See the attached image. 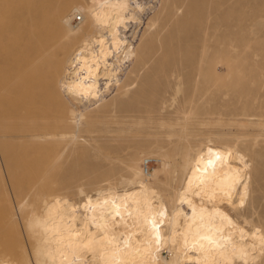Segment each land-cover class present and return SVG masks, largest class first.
<instances>
[{"label": "bare ground", "instance_id": "bare-ground-1", "mask_svg": "<svg viewBox=\"0 0 264 264\" xmlns=\"http://www.w3.org/2000/svg\"><path fill=\"white\" fill-rule=\"evenodd\" d=\"M6 1L0 0L2 64L9 58L6 38L10 30L2 25ZM171 1L75 0L78 6L70 8L72 2L66 3V7L61 3L58 5L59 1L56 5L55 0H37L32 5L23 36L13 44L17 56L12 54L11 48L10 52L18 65L19 55L23 54L22 66L28 72L26 81L31 90L41 87L44 91L42 87L53 86L48 95L63 104L68 117L37 121L28 112L26 116L17 115L19 107L15 105L13 115L16 114L17 118L0 119V147L4 146L5 168L12 182L10 189L20 199L14 205L16 211L13 209L6 218L0 219V264H18L3 252L21 255L5 241V228L13 222L29 229L30 232L25 234L28 244L38 243L30 254L42 257L44 264H167L160 255L165 248L170 255L168 264H264V237L258 229L245 228L252 223L248 220L252 212L244 209L249 188L248 162L234 144L215 146L207 143L190 157L191 141L183 139L185 147H182L181 158L189 163L181 174V188L175 190L168 200L169 209L156 196L147 179L137 178L135 189L118 192L115 187H107L105 191H98L94 196L86 195L76 203L60 198L54 190L50 191L47 185L53 179L52 173L42 184H39L38 175H31L32 169L41 171L45 166L47 169L41 174H48L62 157V153L57 152L60 149L55 151L54 146L65 133L56 132L53 123L61 121L63 127L75 130L76 122L72 121L81 115L112 112L118 104L126 103L128 95L134 94L131 88L142 80L143 69L139 63L142 50L155 42L154 39L164 50L171 46L168 35H163L161 43V39L158 40L164 27L159 25L156 12L159 6H166ZM153 2L155 5H151ZM76 12L82 16L80 22L75 20ZM188 14L189 11L181 16L173 13L176 19L169 32L183 38L189 30L185 19ZM140 26L144 33L140 37L142 43L137 38L134 40L137 32L142 31L137 30ZM197 61L201 66L208 64L204 47ZM168 76L172 79L174 74L170 72ZM22 82L16 86L18 91ZM5 90H0V98L5 97L2 94ZM186 107L190 105L180 103L173 114L182 115L187 111ZM172 121L164 123L166 128L184 127V124ZM172 158L171 174L176 173L179 164L176 153ZM145 161L158 164L155 157H144L140 163L144 175L149 173ZM162 165L166 166L164 162ZM132 177L137 176L133 173ZM161 187L166 192L168 182ZM27 197H31L29 202L21 207ZM16 212L20 215L17 216Z\"/></svg>", "mask_w": 264, "mask_h": 264}, {"label": "rangeland", "instance_id": "rangeland-1", "mask_svg": "<svg viewBox=\"0 0 264 264\" xmlns=\"http://www.w3.org/2000/svg\"><path fill=\"white\" fill-rule=\"evenodd\" d=\"M36 1L7 0L4 5L3 10L6 12H2V25L10 30L11 36L6 38L7 51L9 50L7 57L10 59L0 63V90H5L8 84L12 86L8 85L2 93L5 97L0 98V114L4 115L2 118L0 115L2 120L16 117V114L13 115L16 111L17 115L30 113L37 121L48 117L50 120L68 117V110L63 104L56 97L48 95L53 91V86L42 87L44 91H41V87L31 90L30 83L26 81L28 72L22 66L23 54L19 55V65L16 58H12L17 56L13 44L19 36H23L25 20ZM74 1L65 0L68 5L72 2L70 8L78 6ZM55 2L56 5L61 3L66 6L63 0ZM44 4L48 2L44 1ZM187 11L189 14L185 19L189 30L185 36L182 38L177 33H170L176 16ZM156 12L159 25L163 24L164 27L160 31L162 37H158V40L161 39V43L163 35H168L171 44L169 49H162L157 39H154L155 42L142 50L139 61L143 69L142 80L131 88L134 94L127 96L125 104H118L112 112L98 113L97 116L81 115L78 120L72 121L76 122L77 127L72 131L63 127L61 121L53 123L56 132L65 133V139H61L60 144L57 142L54 146L55 151L60 149L57 152L62 153V157L46 176L42 174L47 166L41 168L42 172L40 169H32L31 175H38L36 177L41 179L39 184H42L52 173L53 179L47 185L50 191L54 190L60 198L76 203L86 195L94 196L98 191H105L107 187H115L118 192L135 189L137 178L147 179L152 183L156 196L169 209L168 200L172 198L175 190L181 188V176L186 171L184 167L188 168L189 161L185 163L181 158L182 147H185L184 140L191 141L190 150L195 147L192 151L189 150L190 157L207 143L215 146L234 144L244 156L245 162H248L246 172L249 188L244 209L250 214L252 212L253 219H248L250 223L252 220L251 228L248 225L245 228L258 229L264 237V0H173L166 6H159ZM76 15L79 16V21L82 16L78 12ZM137 30L142 31L141 34L137 32L140 35L138 37L136 34L134 40L139 39L142 43V26ZM132 31L133 28L131 33ZM203 47L206 49L208 64L201 66L197 60ZM170 72L174 74L172 79L168 76ZM20 81L23 82L18 91L16 86ZM23 99L25 102H22ZM179 102L185 103V106L190 105L186 107L188 113L186 111L182 115L173 114ZM15 105L21 108L19 113L18 108L14 110ZM62 112L65 113L62 115ZM167 121L184 124V127L175 125L171 129L166 128L164 123ZM219 136L221 137L218 138ZM193 140H196L195 144ZM1 147L0 219H3L13 209L16 211L14 205L20 199L10 189L12 182L5 168L4 146L2 150ZM175 153L178 155L179 164L176 173L171 174L172 155ZM144 157H155L158 161L157 165L155 162L148 164L149 173L146 175L142 173L140 165ZM163 162L167 167H163ZM181 169L183 172L180 173ZM133 173L136 178L132 177ZM165 182L169 185L166 192L163 185L161 187ZM30 198L27 197L21 207ZM16 213L17 216L20 215V212ZM5 231L6 243L13 245L21 255H8L5 252L3 255H7L12 261L16 260L18 264H44L42 257L30 254L38 243L28 244V236L25 234L30 232L29 229L13 222ZM166 249L168 248L163 249L160 255L168 264L170 255ZM1 253L2 249L0 256Z\"/></svg>", "mask_w": 264, "mask_h": 264}, {"label": "built area", "instance_id": "built-area-1", "mask_svg": "<svg viewBox=\"0 0 264 264\" xmlns=\"http://www.w3.org/2000/svg\"><path fill=\"white\" fill-rule=\"evenodd\" d=\"M78 19H79V16L76 15L75 16V20L78 21ZM148 164H149V162L148 161H145V167H146L145 169H147V170H148Z\"/></svg>", "mask_w": 264, "mask_h": 264}]
</instances>
